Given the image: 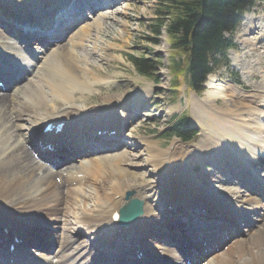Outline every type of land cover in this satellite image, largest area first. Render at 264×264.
Here are the masks:
<instances>
[{
	"label": "bare ground",
	"instance_id": "6f19581e",
	"mask_svg": "<svg viewBox=\"0 0 264 264\" xmlns=\"http://www.w3.org/2000/svg\"><path fill=\"white\" fill-rule=\"evenodd\" d=\"M39 1L0 0V23L8 18V23L0 25V78L7 81L4 86L12 91L9 97L13 101L10 103L8 95L0 93V264H264V230L255 226L247 239V233L242 236L237 231L253 220L264 222V182L257 175V171H264V75H255V94L249 96L238 94L232 82L218 83L220 76L208 82L212 103L201 102L196 96L197 112L201 116L204 109L207 119L204 125L201 123L205 140L194 149L175 139L174 150L169 154L133 131L128 138L138 140L146 156L145 163L138 164V155L132 152L138 143L131 145L122 138L107 137L123 126L114 118L116 108L138 111L144 106L149 89L142 90L129 105L127 98L118 93L100 97L97 105L88 104L81 94H100L98 85L111 89L117 78L85 72L83 66L89 64L91 52L84 49L85 53L79 55L75 51L84 48L91 31H109L111 24L104 20L112 14H123L127 7L100 12L99 19L78 31L77 39L62 33L67 42L77 43L73 49L56 51L50 49L51 42L36 37L47 27L62 26L64 8L79 0L55 1L44 16L35 15L39 13L37 7L48 6L49 0ZM71 11L72 6L67 9ZM247 20L250 29H243L242 39L253 48L252 52L264 54V14H247L245 24ZM20 22L26 27L17 25ZM17 26L27 30H17ZM98 45L96 42L95 55ZM14 51L20 56H14ZM24 56L38 58L41 66L32 62L34 65L27 67L15 62ZM8 64L11 69L2 68ZM29 72L35 79L29 77L27 86L20 90L19 82L27 80ZM221 97L231 101V105L221 103ZM48 123L64 124V134L44 137L42 132ZM101 134L106 137H99ZM96 150L106 152V158H97ZM73 151L88 157L78 167L68 165L67 174L62 176L52 166L57 167ZM199 160L208 163L202 176L193 173L196 169L192 166ZM138 165L151 166L157 175L154 184L164 189L167 197L171 195L175 204L185 202L189 218L175 219L181 218L182 233H172L171 227L177 223L157 226L161 215L156 208L159 194H155L152 183L134 178ZM211 165L220 170L219 174L208 168ZM105 171L118 173L119 177L107 182ZM91 181L93 194L83 187ZM169 188L172 194L167 193ZM129 192L143 204V215L129 227L121 228L115 214L126 205ZM245 192L248 194L243 196ZM169 205L163 208L168 219ZM198 205L207 206L216 214L209 216ZM224 217L232 218V225ZM15 233L23 237L22 245L19 235L11 241L7 237ZM186 240L192 242L193 251L183 245ZM140 251L144 257L133 263Z\"/></svg>",
	"mask_w": 264,
	"mask_h": 264
},
{
	"label": "rangeland",
	"instance_id": "374dc122",
	"mask_svg": "<svg viewBox=\"0 0 264 264\" xmlns=\"http://www.w3.org/2000/svg\"><path fill=\"white\" fill-rule=\"evenodd\" d=\"M32 1H35L38 3L41 2L39 0H32ZM55 1H59V0H49V4L46 7L38 5L37 11L40 14L38 13L35 15H38V16L47 15L50 12V10L53 8ZM165 3H166L165 0H115V2L114 0H111V1L101 0V2L99 3L92 2L91 0H79V2H76V3L75 1H72L71 4L66 9L64 8V11L61 14V18L63 19V25L57 28H55V26L52 28L47 27L44 30L40 31L38 33V36L36 37L38 39L41 36V38L44 39L46 42H51L49 43V47L52 50L67 51L69 47L73 49V45L76 44L77 42L76 43L67 42L68 38L65 40V38L61 36L62 33L69 34V36H71V39H77L76 34L78 33V31L83 26H86L87 24L92 25L94 23L93 22L94 19L96 18L99 19L100 12L106 13L107 11L111 13L115 9L120 10L122 8L127 7L126 12H124L123 14H118L116 16L112 14L110 15L109 19L104 20L106 21L107 24H111V28H109V31L108 29H106L105 32L103 31V33H100V34H98L95 30L91 31L90 33L91 38L85 40L84 48H78V50L75 49V51L78 52V54L80 53L79 55H81L85 53L84 49L89 50L91 52L88 58V61H90L89 64H92L93 62L97 64L96 66L95 65L90 66L89 64L84 65L83 70L85 72L88 71L89 73H94L95 75L102 76L104 78H112L115 76H116L115 78H117L116 79L117 86L113 85L111 89H107L103 85H98L97 88L102 91L100 94H98L99 92H95L96 94L92 93L91 95H89V97L87 96V94H83V95L81 94L82 98L84 97L86 98L85 102H87L88 104L97 105L100 97L102 98V96H105L111 93H118V95H122L125 98H127L128 102L126 105H129L130 103L134 102L133 100H136V95L141 93L142 90L149 89V94L147 95L145 104L138 111L137 110L132 111V109L128 111L127 107H117L116 111H114L115 112L114 118L118 120L119 122H123L122 123L123 126L121 130H119V132L117 131V133L113 137L119 138V139L122 138L125 140V142H132L130 143L131 145L138 143L137 145L138 147L132 149V152H134L133 154L138 155V158H137L138 164L145 163L144 161L146 159V156L143 153L144 149L139 146L138 140H133L131 138H128V136L131 133L133 134V131L135 132L136 136L146 137L149 140L154 141V143L158 144L160 149L166 150L170 154L174 150V146L172 145L176 141L175 139H177L176 137H170L169 135L170 127L173 124V120L175 118L184 115L189 120V124L195 130L196 135H194L193 140L189 143H183L179 139L177 140H179L180 144H182L183 146L190 145V147L194 149L198 147V145H201L203 143V140H205L203 125L204 123L207 122V119L204 113V109H203V115L199 116L196 107H197V97H199L198 99L201 102H205L208 104L212 103V100H210L208 97L209 96L208 82L212 78L216 76H220L221 81H219L218 83L226 84L228 82H232L234 86L236 87L235 91L238 94L242 96H249V95L255 94L254 86L257 85L256 83L257 80L255 78V75H258V76L264 75V68H263L264 67V54L263 52L261 53L254 52V51L252 52L251 50L253 48H251L249 44L243 41L242 39L244 38L243 29L244 30L250 29V25H249L250 21L247 20L246 23L248 21L249 22L245 24V22L242 20L244 24L242 22L240 28L232 35V38L237 44V47L235 50H231L228 52V57H229L230 66H231V69H229L230 71L227 70L226 68H222V69L217 70L213 75L209 76L204 85V91L200 93L199 95H197L194 91L189 89L187 85V81L182 77L178 78L177 86L173 87L171 84L172 75H171L170 65L173 63L174 60L176 61L182 60V56L178 52H174L172 50V48L170 47L171 45L170 39L165 32L160 37H157L154 33L155 26L158 25L159 22L163 18H167V16L165 17L163 15V12L166 11L165 6L163 5ZM263 3L264 2L258 3L247 14H254L256 17L263 16L264 14ZM70 6H72L73 11L67 12V9ZM247 14L244 15V18ZM3 22L8 23V18L5 17L1 21L0 25H5V23ZM40 23L41 22L37 23V25ZM17 25H22L26 27V24L22 22H20ZM16 29L23 31V32L27 30L25 28H21L18 26L16 27ZM47 34L48 36H46ZM12 37L10 38L8 37V41L10 40L9 41L10 43H14L12 41L13 40ZM51 37L53 39H51ZM96 42H97V45L98 44L99 45L97 46V49H96L97 54L95 55L94 48H95ZM33 46L35 45L33 44ZM93 49H94V53L92 52ZM14 52L16 53L14 54V56L15 55L20 56L19 55L20 52L18 51H14ZM23 53H24L23 55H25V51ZM128 56L143 57L144 59L151 61L157 68L156 76L158 78V81L156 82L150 77H145L139 74V72L136 70L134 65L129 61ZM15 62H21L27 67L33 66L34 64H32V62L35 64H39V66H41L40 60L38 58L35 59L34 57L32 58L29 57V59H26L24 56V57L18 58L17 60H15ZM0 66H1V63H0ZM85 66L87 67L86 70L84 69ZM8 67L9 69H11L9 64L2 68L7 69ZM38 70L39 68L35 69V71H38ZM232 71H236V72H234V74L232 75L231 74ZM41 73L40 75H42ZM29 77L31 79H35L34 77H31V74L29 72V75L27 76V80H24V82L23 81L19 82V84L21 85L19 87L20 90L22 88L24 89L27 86V82L30 79ZM234 78L239 79L241 84L240 85L236 84L234 81L231 80V79L234 80ZM11 92L9 89H6V90L3 89V91L0 90V93L6 94V95H3L5 97L7 95L9 97ZM79 96H78V99H79ZM11 101L12 100H10V97H9V102L12 103L13 101L12 102ZM219 101L223 103V101L227 102V99H225L224 97H221L219 98ZM227 103L228 105L229 104L231 105V101ZM77 104L81 105V103L78 100H77ZM125 115L128 117V119ZM123 117H126L127 121L124 122ZM105 154L106 152H100L96 150L95 156H98L97 158L104 159L107 156ZM166 156H168V154H166ZM32 157L35 159V156H32ZM68 157H69L68 159L59 163L57 167L52 166V168H54L55 170H58L62 176L67 174L68 170L66 169L68 167L75 168V167L80 166L79 164L81 160L84 158H87L88 156L83 152L74 154V151H73L72 154L68 155ZM198 157L199 156L197 155V158ZM35 160L40 161L38 158H36ZM206 161L207 160H201V161L199 160V162L195 163L196 165L194 164V166L192 167L195 169L197 166L199 167L197 169V172H193V173L201 174L202 176L203 173L201 172H205L203 170L204 168H206L207 166L206 164H208L206 163ZM48 165H49L48 163L47 164L45 163V166H48ZM68 165H71V166H68ZM138 166L139 168L134 173L135 175H133L134 178L140 180L141 182L145 181L147 183H152L154 186L152 188L154 189L155 194H159V204L157 205L156 208L158 211L157 213H160L161 215L159 217V220H157V223H156L157 226L164 227L166 223H169L171 226H173L172 223H177V226L173 228L171 227L172 233L176 234L179 231L182 233V230L179 228V223H180L179 221H181V218H179L178 221H176L175 219H171V218H170L171 220L168 218H165L166 213L163 211V208L164 206H166V204H168V201L166 199V196H165L166 192H164V189L154 184L156 183L155 181L157 179V175L155 174V172L152 173L153 169L151 168V166H148V165H143V166L138 165ZM208 168L212 170V172H216V174H219L220 170H218L214 166L211 165V166H208ZM105 174L106 175L108 174L109 176V179L107 182H114L116 176L119 177L118 173L117 175L116 174L112 175V173L109 174V172L106 173L105 171ZM257 175L264 182V171H262V169L257 171ZM59 184L61 185V183ZM66 186L67 185L64 184L63 187L66 188ZM213 186L215 187V185ZM83 187L86 188V190H88L87 192L93 194V188H94L93 181L88 182ZM258 187L261 188V186H258ZM214 189H217V188H214ZM170 191L171 190L169 188L167 190V193ZM247 194L248 193L245 192L243 196ZM92 200L93 199L91 198V201ZM88 203H90V205L93 204L92 202H90V200ZM262 203L264 205V199ZM246 206L251 207L249 205H246ZM185 210L186 208L184 209V212ZM195 210L197 209H194V211ZM203 212L207 213L206 211H203ZM187 213H189V209L188 211L184 213V215H181L180 217L189 218ZM212 215H215V213L211 212L209 216H212ZM224 219L226 221L228 220V223L232 225V222H231L232 218L224 217ZM257 225L260 226L261 230H264V222L262 220H258V221L253 220L251 221L250 224H247V227L249 229L246 227V225H243V226L241 225L237 229V231L241 232L243 234L242 236H247L248 234V236L244 238V239H247L252 234L253 229L255 230V226ZM220 228H221L220 226H217V229L219 231H222L220 230ZM15 234L19 235L17 233ZM169 236H172V234H169ZM7 237L10 240L11 235ZM203 240H204V243L207 244L208 241L207 242L205 241L206 238H204ZM135 241L139 242L136 239ZM231 244L233 245L234 242ZM183 245H186L191 251L194 250L192 246V242L190 240H186V244H184V241H183ZM257 256L260 257V255H257ZM14 259L15 257L11 258V261ZM135 262H137V259L133 263Z\"/></svg>",
	"mask_w": 264,
	"mask_h": 264
},
{
	"label": "trees",
	"instance_id": "16d2710c",
	"mask_svg": "<svg viewBox=\"0 0 264 264\" xmlns=\"http://www.w3.org/2000/svg\"><path fill=\"white\" fill-rule=\"evenodd\" d=\"M261 1L264 0H165L163 15L167 18L155 26L154 33L160 37L165 32L172 50L182 56V60H174L170 65L172 86L176 87L182 77L190 90L200 94L209 75L229 68L228 51L236 48L231 35L240 26L243 15ZM128 58L139 74L158 81L157 68L151 61ZM236 83L241 84L239 80ZM170 131V136L183 142L196 135L184 115L172 124Z\"/></svg>",
	"mask_w": 264,
	"mask_h": 264
},
{
	"label": "water",
	"instance_id": "95a60500",
	"mask_svg": "<svg viewBox=\"0 0 264 264\" xmlns=\"http://www.w3.org/2000/svg\"><path fill=\"white\" fill-rule=\"evenodd\" d=\"M121 215V225H129L143 215V204L138 200H130Z\"/></svg>",
	"mask_w": 264,
	"mask_h": 264
}]
</instances>
